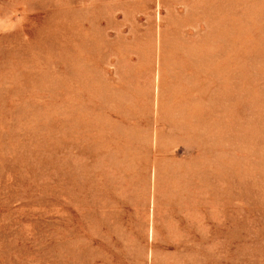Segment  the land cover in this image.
Returning <instances> with one entry per match:
<instances>
[{
	"label": "rangeland",
	"instance_id": "374dc122",
	"mask_svg": "<svg viewBox=\"0 0 264 264\" xmlns=\"http://www.w3.org/2000/svg\"><path fill=\"white\" fill-rule=\"evenodd\" d=\"M0 264H264V0H0Z\"/></svg>",
	"mask_w": 264,
	"mask_h": 264
}]
</instances>
